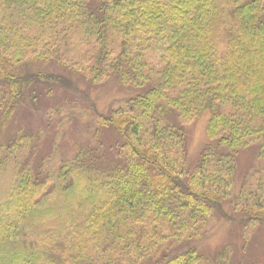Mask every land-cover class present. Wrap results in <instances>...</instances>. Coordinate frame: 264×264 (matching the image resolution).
<instances>
[{
	"label": "trees",
	"instance_id": "obj_1",
	"mask_svg": "<svg viewBox=\"0 0 264 264\" xmlns=\"http://www.w3.org/2000/svg\"><path fill=\"white\" fill-rule=\"evenodd\" d=\"M76 77L129 92L109 113L92 102L85 144L38 156L42 124L3 140L23 104L41 111ZM205 115L188 166L187 124ZM226 202L264 224V0H0V264H234L183 245L236 221Z\"/></svg>",
	"mask_w": 264,
	"mask_h": 264
},
{
	"label": "rangeland",
	"instance_id": "obj_2",
	"mask_svg": "<svg viewBox=\"0 0 264 264\" xmlns=\"http://www.w3.org/2000/svg\"><path fill=\"white\" fill-rule=\"evenodd\" d=\"M75 83L78 91H57L51 99L47 100L46 109L42 107L40 111V109L30 108L27 103L23 104L14 114L13 119L11 118L12 120L8 121L2 128L3 140H6L5 138L7 140L11 139L15 136L17 129L20 128H23L25 133H34L38 125L42 124L47 129V133L40 141L42 145H40L38 156L46 154V152L49 153L52 148L65 154L73 148V143L85 144L88 141L87 138H84V133L88 128L89 120H92L94 124L100 123L92 102L95 103V107L99 112L109 113L114 108L115 102L129 96L127 88L119 87L120 84L117 81L103 80L97 85H92L87 79L76 77ZM65 105L74 106L69 117L63 114L64 108L67 107ZM47 109L48 111H46ZM81 110L85 112V118L81 114ZM48 112L51 113L49 116ZM57 117L68 118V124L65 127L60 126V124H53ZM48 118L51 120L50 125L48 124ZM207 120L208 117L205 115L187 124L188 166L198 162L200 153L207 142ZM113 136L112 130L100 128L95 138L98 142L107 143V139L111 140ZM257 147L258 145L244 150L238 157L236 190L242 186L243 178L248 177L255 168L260 166L261 161ZM9 178L2 176L1 188L7 187ZM224 210H226V213L233 214L236 221L231 220L232 217L225 218V215H215L204 237L184 241L183 245L190 243L189 245L199 249L210 261H213L226 249L230 260L234 264L241 261H244L245 264H264V224L258 221H252L248 225L239 223L238 220L243 218L244 214L240 211L237 212V210L232 211L230 204L227 202L224 203ZM246 231L248 232L244 236Z\"/></svg>",
	"mask_w": 264,
	"mask_h": 264
}]
</instances>
